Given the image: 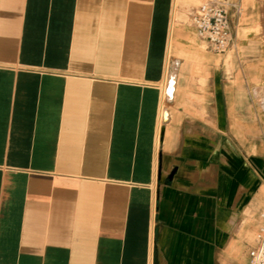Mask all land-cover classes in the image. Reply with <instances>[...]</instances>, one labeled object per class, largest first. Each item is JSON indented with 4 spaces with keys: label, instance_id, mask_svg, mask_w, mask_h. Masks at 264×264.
I'll list each match as a JSON object with an SVG mask.
<instances>
[{
    "label": "crops",
    "instance_id": "0c3cea01",
    "mask_svg": "<svg viewBox=\"0 0 264 264\" xmlns=\"http://www.w3.org/2000/svg\"><path fill=\"white\" fill-rule=\"evenodd\" d=\"M238 1L234 30L261 24ZM179 3L0 0V264L250 263L255 58L211 51Z\"/></svg>",
    "mask_w": 264,
    "mask_h": 264
},
{
    "label": "built area",
    "instance_id": "2783aa9c",
    "mask_svg": "<svg viewBox=\"0 0 264 264\" xmlns=\"http://www.w3.org/2000/svg\"><path fill=\"white\" fill-rule=\"evenodd\" d=\"M241 12L238 0H210L199 7L192 21L198 37L207 43L208 48L223 54L235 43L233 18L238 20ZM249 264H264V208Z\"/></svg>",
    "mask_w": 264,
    "mask_h": 264
},
{
    "label": "rangeland",
    "instance_id": "374dc122",
    "mask_svg": "<svg viewBox=\"0 0 264 264\" xmlns=\"http://www.w3.org/2000/svg\"><path fill=\"white\" fill-rule=\"evenodd\" d=\"M179 1L180 0H178L176 4H178ZM208 1L210 0H181L179 3L180 9L178 8L176 11L177 20L194 27L192 21L194 14L202 4ZM262 20L261 24H258L255 28L249 31L240 30L241 25H238L240 21L236 22L235 25L239 27L238 30H234L235 47L231 46L225 53L234 52L240 49V46H236V39L238 43L239 39L246 43H250V46L247 47L248 50H244V53H250L251 57L255 58L254 68L257 69L252 70L257 78L253 77L255 84L250 90V102L253 105L250 111V115L253 119L249 126L250 140L256 139L264 142V16ZM261 76H263V79Z\"/></svg>",
    "mask_w": 264,
    "mask_h": 264
},
{
    "label": "bare ground",
    "instance_id": "6f19581e",
    "mask_svg": "<svg viewBox=\"0 0 264 264\" xmlns=\"http://www.w3.org/2000/svg\"><path fill=\"white\" fill-rule=\"evenodd\" d=\"M177 2H178V0H176V3ZM168 63H169V61H168ZM175 67L176 66L174 64L171 65L170 63L168 64V67H167V76H166V80H165L166 82L164 84V97H163L162 115H161L162 116V123H161L162 125H164L163 124V122H164V115H165V112L167 111L166 110L167 108L165 106V102L167 100L170 101L173 98V95H174V90H175V73H176ZM159 133L161 134V126H160V129H159Z\"/></svg>",
    "mask_w": 264,
    "mask_h": 264
},
{
    "label": "water",
    "instance_id": "95a60500",
    "mask_svg": "<svg viewBox=\"0 0 264 264\" xmlns=\"http://www.w3.org/2000/svg\"><path fill=\"white\" fill-rule=\"evenodd\" d=\"M173 68V67H172ZM175 85H176V73H175ZM174 96V95H173ZM172 100V99H171ZM170 100V101H171ZM167 121H168V112L166 111L165 112V115H164V124H166L167 123ZM163 134H164V129H162V131H161V137L163 136Z\"/></svg>",
    "mask_w": 264,
    "mask_h": 264
}]
</instances>
